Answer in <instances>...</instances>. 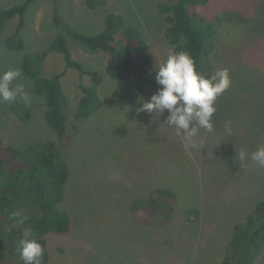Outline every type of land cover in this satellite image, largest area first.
Here are the masks:
<instances>
[{"label": "rangeland", "instance_id": "rangeland-1", "mask_svg": "<svg viewBox=\"0 0 264 264\" xmlns=\"http://www.w3.org/2000/svg\"><path fill=\"white\" fill-rule=\"evenodd\" d=\"M24 1L0 0V6ZM164 1L176 0H110L107 7L95 10L85 0H35L26 13L22 50L6 45L17 17L0 33V73L22 70L26 53L50 47L60 31L55 15L77 30L97 34L105 28L109 12L143 31L157 72L174 53L158 10ZM196 9L211 20L222 13L214 60L217 69H228L231 85L215 101L214 130L200 129L194 147L182 131L166 123L168 111L159 116L139 111L161 87L157 82L139 92L104 73L100 109L76 120L80 83H91V77L68 69L62 82L70 102V125L77 127L68 147L60 145L57 131L45 117V100L23 71L13 84L25 85L30 118L19 117L10 108L14 102L0 103V135L6 142L25 148L32 142L54 141L69 165L61 206L71 214L72 230L49 238V264H219L235 224L264 198V168L250 160L251 152L264 145V0H210ZM66 37L86 69L104 72V52H91ZM65 66L64 55L53 51L43 75L51 76ZM16 102L23 103L19 98ZM228 121L230 134L225 130ZM241 148L249 154L243 163L238 156ZM160 187L178 195L171 222L159 227L135 220L129 212L131 200ZM192 208L197 211L185 213ZM256 264H264V250Z\"/></svg>", "mask_w": 264, "mask_h": 264}, {"label": "trees", "instance_id": "trees-1", "mask_svg": "<svg viewBox=\"0 0 264 264\" xmlns=\"http://www.w3.org/2000/svg\"><path fill=\"white\" fill-rule=\"evenodd\" d=\"M34 1L0 6V33L9 20L18 18L16 29L6 40L7 48L22 50L25 47L22 31L27 23L26 13ZM209 1H164L158 6L167 24L164 31L166 41L173 47L174 53L187 52L193 58L196 70L205 78L211 77L217 70L214 60L219 35L217 25L223 20L222 13L211 20L197 11V6L206 5ZM85 3L95 10L107 7L110 0H85ZM54 20L60 28L57 37L48 49L26 53L22 71L32 82L34 92L45 100V117L57 131L60 145L68 147L77 130L75 125H70V102L62 82L68 69H77L81 77H91V83L81 82L79 86L81 96L74 113L75 119L79 120L100 109L102 98L99 87L104 73L120 85L140 92L156 82V67L143 31L134 22L127 23L120 14L107 13L105 28L97 34L77 30L65 24L59 15H55ZM66 35L91 52H104L107 59L104 72L86 69L74 57ZM53 51L64 55L66 66L51 76H44L45 60ZM10 108L22 119L27 121L30 118V109L24 103L14 102ZM69 179L68 162L54 141L32 142L23 148L6 142L0 135V264H23L17 245L25 229H30L29 238L36 239L44 248L42 264L51 262L49 238L68 234L72 230L71 214L61 206L66 200ZM178 202V195L171 188L160 187L147 194L136 195L131 200L129 212L135 220L165 226L171 222ZM15 211L27 219L22 225L13 227L15 219H19L12 217ZM193 211H197L196 208L185 213ZM263 250L264 198L235 224L219 264H256Z\"/></svg>", "mask_w": 264, "mask_h": 264}, {"label": "clouds", "instance_id": "clouds-1", "mask_svg": "<svg viewBox=\"0 0 264 264\" xmlns=\"http://www.w3.org/2000/svg\"><path fill=\"white\" fill-rule=\"evenodd\" d=\"M156 82L158 88L151 98L142 103L139 111L155 113L158 116L168 111L166 123L183 132L185 140L195 146L200 129L208 132L214 130L212 117L216 112L215 101L231 85L227 68H218L214 75L205 78L195 66L193 58L184 51L170 53L163 63L157 67ZM22 76L20 68L9 69L0 74V103L16 102L17 98L25 105L31 99L22 83L13 84ZM230 134L231 122L225 124ZM239 160L243 163L249 158L248 152L241 148ZM250 160L260 168H264V145L251 152ZM15 219L13 227L22 225L27 219L19 211L12 213ZM30 229H25L18 241L17 251L23 264H42L44 248L34 238H29Z\"/></svg>", "mask_w": 264, "mask_h": 264}]
</instances>
